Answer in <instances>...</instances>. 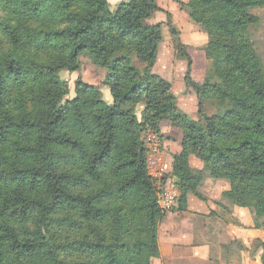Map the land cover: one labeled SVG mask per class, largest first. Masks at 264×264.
I'll return each mask as SVG.
<instances>
[{"label":"trees","instance_id":"1","mask_svg":"<svg viewBox=\"0 0 264 264\" xmlns=\"http://www.w3.org/2000/svg\"><path fill=\"white\" fill-rule=\"evenodd\" d=\"M77 5L80 11L69 12ZM180 5L208 36V64L197 83L190 76L186 45L171 13H165L174 47L188 60L184 80L198 99L197 119L176 106L170 85L152 72L162 22L146 20L159 9L156 0L119 1L113 11L107 0H0V247L11 241L6 251L16 260L146 264L143 250L158 259V225L167 211L158 204V188L148 172L144 132H158L162 121L181 130L180 151L173 154L169 172L178 189L171 211L187 209L188 193L204 200L198 189L205 178L223 179L229 185L222 196L264 220V66L249 37L250 27L259 24L250 9L262 8L264 0H188ZM83 51L109 67L101 84L111 91V104L101 98L100 86L81 79L75 82V96L61 103L68 85L56 73L76 71ZM127 52L144 67L132 65ZM33 63L42 66L34 72ZM140 102L144 107L138 117L134 109ZM206 104L214 113L206 114ZM85 106L96 113H87L91 120L82 119ZM97 129L103 138L94 145L98 153L68 135L90 137ZM33 140L37 147L29 145ZM44 146L63 151H42ZM190 156L202 162L198 175L191 173ZM117 161L110 174L131 173V178L118 188L106 186L85 196L101 181L102 170ZM82 167L78 174L75 170ZM21 190L43 192L47 203L29 200ZM130 198L137 205L132 211L139 213L135 226L125 220L110 236L91 226L109 215L98 205ZM37 211L43 234L40 227L10 226Z\"/></svg>","mask_w":264,"mask_h":264},{"label":"rangeland","instance_id":"2","mask_svg":"<svg viewBox=\"0 0 264 264\" xmlns=\"http://www.w3.org/2000/svg\"><path fill=\"white\" fill-rule=\"evenodd\" d=\"M119 1L125 0H115L114 3L112 2V0H108L110 11L114 10L115 3ZM187 1L188 0H156L159 9L154 11L152 16L148 20H146V23L152 24L162 22V40L158 46L157 58L152 67V72L158 75L160 80L165 81L170 85L171 91L175 96L176 106L180 110L188 114L190 118L197 119L198 99L194 91L186 86L184 80L188 67V60L180 55V51L175 49L169 28L165 23V13L169 12L171 13L172 22L175 29L177 30V34L179 35L182 43L186 45V52L191 59L190 76L195 82H202L208 64L204 53V48L208 42V36L205 30L199 24L193 22L188 17L185 8L180 5V3L186 4ZM250 11L259 17V24L250 27L249 37L254 43L256 51L261 58L262 64L264 66V6L262 8H251ZM117 54L120 55L124 53L119 52ZM125 54L131 57L132 65H134L138 69H142L144 67V63L134 57L133 52H127ZM78 59L79 68L76 71H65L60 73L61 79L64 80L68 85V94L71 95V91H74V86L77 79H81L83 82L88 84L100 86L102 94L105 88L108 89L107 86H102L101 83L106 73L109 71V67L95 63L91 59L87 51H83L82 53H80ZM72 76H74L75 78L71 80V83H69V79H71ZM68 77L69 79H67ZM213 81L217 82L218 80L216 78H213ZM204 109L206 114L208 115L214 113L215 111L214 107L210 104H206L204 106ZM137 115L139 117L140 112L137 111ZM149 136L152 138L151 141L148 140ZM144 137L149 165L148 170L150 176L154 179L155 184L158 188V195L166 189H174L178 193V189L174 186V178H172L170 173L168 172V166L165 165L163 157L164 152L166 155H169L170 158L171 156H173V154L176 153L173 151H175L177 148L176 144L180 142L181 130L172 127L167 121H162L159 125L158 132H155L153 130H146L144 132ZM155 146L157 147L156 151L154 150ZM193 157L194 158H192L191 165L192 167L190 166L191 173L194 175H198L202 170V167L200 169V164L202 162L195 156ZM219 180L224 181V186L228 188L229 184L226 180ZM203 182L201 183V186L198 190L205 199H198L192 193H189V198L190 204H192L193 202L201 203L200 205H203L202 208H206V204L208 206L210 205V202L207 198V194H209L210 192L209 190L207 191V189L208 187H210V185H206L205 187ZM243 208L247 209L246 211H249V213L252 215L254 225L263 224L262 230L264 233L263 217L255 216L247 207ZM228 214L229 213H225L222 215V220L225 226L228 221H231ZM188 217L189 219H191L192 228L195 231V238L200 242H203L205 240L207 242L210 241L212 243H218L220 244L219 246L223 247L224 251H247L249 254L248 258L250 257L253 260L255 258L254 255L259 253L260 261V255L263 252L264 245V240L262 238H247L248 242H246L245 244H240V242H238L237 240H231L229 237H227L225 231V235L223 234L220 236L219 233L214 234L216 232V227L214 226V223L209 216H193L192 214H187L185 218ZM213 250L216 249L213 248L212 251ZM143 259L145 263L147 261L146 264H160L157 259H150L148 250H143Z\"/></svg>","mask_w":264,"mask_h":264},{"label":"crops","instance_id":"3","mask_svg":"<svg viewBox=\"0 0 264 264\" xmlns=\"http://www.w3.org/2000/svg\"><path fill=\"white\" fill-rule=\"evenodd\" d=\"M176 146L177 148L173 152L177 153L180 151L179 143ZM192 158L194 157H189L190 166L192 165ZM163 159L165 165L168 166V172H170L172 156L170 158L164 152ZM201 164L200 169L202 167ZM203 181L205 187L206 185H210L207 189V191H210L207 194L208 201L210 202L209 206L206 204V208H202L203 205H200L201 203L193 202L190 204L188 193L187 209L182 212L167 211L160 221L157 236L160 250V257L157 259L159 263L260 264L259 253L254 255L255 258L253 260L250 257L248 258L249 254L247 251H224L223 247L219 246L220 244L218 243L207 242L205 240L200 242L195 238L191 219L189 217L185 218L187 214L209 216L216 227L214 234L219 233L221 236L226 232L227 237L231 240H237L240 244L248 242L247 238H262L264 240L263 224L254 225L253 217L249 211H246L247 209L236 206L232 201L222 196V191L227 189L224 186V181L211 178H206ZM225 213H229L228 215L231 219V221L226 223V226L222 220V215ZM213 248L216 250L212 251Z\"/></svg>","mask_w":264,"mask_h":264},{"label":"clouds","instance_id":"4","mask_svg":"<svg viewBox=\"0 0 264 264\" xmlns=\"http://www.w3.org/2000/svg\"><path fill=\"white\" fill-rule=\"evenodd\" d=\"M112 2L114 3L115 0H112ZM82 6H75L71 9H69V12H78L81 10ZM5 15H7L5 13ZM13 26H15V21L13 22ZM74 25H60L59 28L60 29H64V28H74ZM54 43H59V42H54ZM60 55V54H59ZM67 53H64V56H66ZM61 59H63V57H61ZM34 66V67H33ZM40 66H42L40 63H33L32 65H29V67H33V71H37ZM65 72V70L63 68H61L56 75L58 76V73H62ZM75 77L72 76L71 79H69V77L67 79H69V83H71V80L74 79ZM126 90V88H125ZM72 96H75V92L71 91V95L65 93L63 98L61 99V103L63 102L64 98H71ZM102 99H104L107 103L111 104L112 103V93L111 91H109V89L105 88L103 90L102 93ZM143 102H140L136 108L134 109V111H138L140 113L143 112ZM81 111H83L85 113V116L82 117V119H86V120H91L92 117L88 116L87 113L89 111H93V115H95L96 113L94 112V110L89 109L87 106H85L84 108L81 109ZM101 131V129H97L92 136L90 137H83V136H79L78 134H74L72 132H69L68 135L72 138V139H76L79 140L82 144L85 145V147L87 148V150L90 153H98L99 152V148L98 147H94L96 141H100L103 138L99 135V132ZM30 146L32 147H37V145L35 144L34 140L33 141H29L28 142ZM51 149V146H44V148L42 149V151H48ZM53 151H63L61 149H51ZM29 165L32 164L31 161L27 162ZM117 162H114L113 164H111V166L109 168H105L103 169V176L101 177V181L98 183H94L90 188H88L87 190H85V192L83 193L85 196L90 195V194H95L97 191L104 189L106 186H110L113 189L120 187L122 184L126 183L130 178H131V173L129 174H118V175H111V171L113 169L116 168L117 166ZM18 167L23 166V165H17ZM35 167H40L39 164H35ZM86 167V166H85ZM66 170V169H61ZM78 174L79 173H83L84 172V167L76 169L75 170ZM22 195L26 196L29 200L35 199V200H43L44 203H47V199L44 198L43 192H27L26 190H21ZM15 207H20V205H16ZM97 207L99 208H104V209H108L109 210V215L106 218L105 222L102 224H92L91 226L93 228H97L100 231H103L106 235H112L113 232L115 231V229L119 228L120 225L122 223H124L125 220H128L131 222V224L133 226L136 225V220L137 217L139 216V213L133 212L132 209L136 208L137 205L135 203H133L132 199L130 198L128 201H120V200H116V201H111V202H106V203H101L100 205H98ZM122 211H117V209H121ZM39 211L34 212L32 215V218L26 220L23 223H13L10 224L11 227L13 228H17V229H28L29 231H35L37 229V227H40V231L43 234V228L41 226H39L36 223V220L39 219ZM71 238V237H70ZM91 239V237H89ZM134 238V237H133ZM21 242H22V238H21ZM11 243V241H8L5 243L4 247H0V264H29V262L27 260L21 259V260H16L14 254L12 253H8L6 251L7 249V244Z\"/></svg>","mask_w":264,"mask_h":264},{"label":"built area","instance_id":"5","mask_svg":"<svg viewBox=\"0 0 264 264\" xmlns=\"http://www.w3.org/2000/svg\"><path fill=\"white\" fill-rule=\"evenodd\" d=\"M147 131H152L150 129H148ZM145 139V137H144ZM151 137H148V140L151 141ZM146 144V142H145ZM155 151L157 150V147L155 146ZM147 166L149 169V165H148V159H147ZM149 172V170H148ZM150 175V173H149ZM177 197H178V193L176 190H172V189H166L164 190L161 194L158 195V204L159 206L164 210V211H171V209L176 205L177 203Z\"/></svg>","mask_w":264,"mask_h":264}]
</instances>
